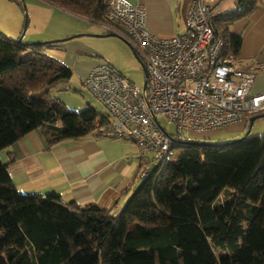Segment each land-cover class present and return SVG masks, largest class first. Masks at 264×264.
Returning <instances> with one entry per match:
<instances>
[{
	"label": "trees",
	"instance_id": "16d2710c",
	"mask_svg": "<svg viewBox=\"0 0 264 264\" xmlns=\"http://www.w3.org/2000/svg\"><path fill=\"white\" fill-rule=\"evenodd\" d=\"M45 1L91 23H110L106 0ZM258 1L236 0L233 10L213 16L226 58H235L242 42L229 26L251 15ZM51 48L0 33V152L40 127L51 146L110 122L106 111H76L50 97L73 75L45 55ZM26 52L31 56L23 58ZM179 141L162 172L138 176L118 216L56 192H19L7 170L13 159H0V264H264V135ZM229 189L231 199L218 203Z\"/></svg>",
	"mask_w": 264,
	"mask_h": 264
},
{
	"label": "built area",
	"instance_id": "2783aa9c",
	"mask_svg": "<svg viewBox=\"0 0 264 264\" xmlns=\"http://www.w3.org/2000/svg\"><path fill=\"white\" fill-rule=\"evenodd\" d=\"M223 1L187 0L185 31L158 36L146 26L143 5L106 0L107 18L126 30L147 70V85L141 90L108 62L92 67L83 84L110 116L107 124L97 121L94 131L133 139L145 158L141 178L163 171L175 158L183 133L214 132L264 112V91H251L264 63L253 70L237 68L224 55V40L215 34L212 18ZM160 118L174 125L176 135Z\"/></svg>",
	"mask_w": 264,
	"mask_h": 264
},
{
	"label": "crops",
	"instance_id": "0c3cea01",
	"mask_svg": "<svg viewBox=\"0 0 264 264\" xmlns=\"http://www.w3.org/2000/svg\"><path fill=\"white\" fill-rule=\"evenodd\" d=\"M128 1L144 6L146 26L152 34L171 36L185 31L183 14L187 0ZM235 1L224 0L218 7L219 13L233 10ZM90 24L63 34H47L46 26H34L27 42L67 38L66 35L75 31L81 32L78 39L53 42L48 50L71 68L74 76L84 79L92 67L107 62L102 60L105 53L99 46V39L94 38L110 37L122 44L124 50L129 46L133 51L127 32L120 25L113 22ZM95 26L98 27L91 28ZM229 30L242 38L240 50L232 59L237 68L253 70L264 63V0L257 2L251 15L233 22ZM251 91H264V69L257 70ZM247 125L248 122H238L229 127L241 130ZM0 159L5 163L13 159L7 170L19 192L43 195L56 192L66 202L75 201L82 206L95 203L110 209L115 216L120 214L136 189V179L145 165V158L139 156V147L133 139L109 137L94 131L80 139H66L50 146L41 127L2 150Z\"/></svg>",
	"mask_w": 264,
	"mask_h": 264
},
{
	"label": "rangeland",
	"instance_id": "374dc122",
	"mask_svg": "<svg viewBox=\"0 0 264 264\" xmlns=\"http://www.w3.org/2000/svg\"><path fill=\"white\" fill-rule=\"evenodd\" d=\"M24 16H26L25 19ZM25 20L27 22V27L22 37L23 42H27L30 31L35 28L34 26H46L45 33L47 34L56 32L63 34V32L77 30L84 26H91V22L89 23V21L86 19L63 10L62 8L55 6L45 0H0V33L12 40L17 41L23 31ZM97 27L98 26L91 28L96 29ZM75 32L66 36L70 37L72 35L81 33ZM44 36L47 35H43V37ZM62 38H65V36L55 37L54 39L57 40ZM74 39L78 38L73 37L66 40L71 41ZM94 39H99V46L102 50H104L105 55H102V60L109 62L125 78L131 80L142 90L144 70L138 59L135 57L132 49L128 46L127 50H124L122 44L117 41H113V38L110 37ZM49 40H53V38L35 40L31 42H45ZM66 40H61L58 42L62 43ZM45 55L47 57H53L54 54L51 51L45 49ZM26 56H31V53L26 52L22 55L23 58ZM83 81L84 79L76 77L73 74L70 79L60 82L54 88H52L50 91V97L61 100L68 108L76 111H81L92 107L99 112H104L105 107L103 104L83 84ZM43 97H46V95L43 94ZM50 97H47V99H50ZM160 121L170 133L176 135L174 125L167 124L164 118H160ZM247 129L248 125L247 128H242L241 130H238L237 127L231 126L228 128L219 129L214 132L206 133L204 135L186 132L181 135V138L182 140L188 141L205 140L206 142L211 143H224L243 136ZM250 132L251 134L264 135V117L254 121ZM148 158L150 159V156ZM155 164L156 163H153L151 158L149 161V166L154 167ZM140 182L141 178L138 177L135 183L136 188H138ZM233 193L234 190L229 189L227 194H220L216 201L220 204H224L231 199L230 195Z\"/></svg>",
	"mask_w": 264,
	"mask_h": 264
},
{
	"label": "water",
	"instance_id": "95a60500",
	"mask_svg": "<svg viewBox=\"0 0 264 264\" xmlns=\"http://www.w3.org/2000/svg\"><path fill=\"white\" fill-rule=\"evenodd\" d=\"M25 18H26V16H24V19ZM26 27H27V22L25 20L24 27H23V31H22L20 37L18 38V41L22 40V37H23V35L25 33V30H26ZM80 35H82V34H75V35H72V36L67 37V38L57 39L56 41L55 40H49V41H45V42L53 43V42H58V41L66 40V39L73 38V37H78ZM89 35H94V36H107L108 34H89ZM133 53H134L135 57L138 59V61L140 62V64L143 67V70H144V81H143L142 88L145 89L146 88V85H147V70H146V68H145L142 60L137 55V53L136 52H133ZM262 117H264V112L257 113V114L252 115L249 118V120H248V129L246 130L245 134L243 136L235 139V140H232V141H229V142H226V143H231V142H235V141H239V140L243 139L246 136V134H248L250 132L251 126L253 125L254 121L257 120V119H259V118H262ZM206 143H208V144H215V143H211V142H206Z\"/></svg>",
	"mask_w": 264,
	"mask_h": 264
}]
</instances>
